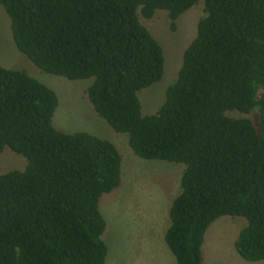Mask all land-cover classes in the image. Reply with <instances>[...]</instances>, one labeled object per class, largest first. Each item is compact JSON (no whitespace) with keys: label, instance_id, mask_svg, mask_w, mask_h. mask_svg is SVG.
Returning a JSON list of instances; mask_svg holds the SVG:
<instances>
[{"label":"trees","instance_id":"trees-1","mask_svg":"<svg viewBox=\"0 0 264 264\" xmlns=\"http://www.w3.org/2000/svg\"><path fill=\"white\" fill-rule=\"evenodd\" d=\"M199 0H0L16 49L39 70L92 81L85 94L139 158L183 165L162 239L176 264H201L208 225L242 217L233 240L264 260V0H201L202 16L158 109L137 92L157 82L163 58L140 23L155 10L170 25ZM56 95L24 70L0 66V152L25 159L0 172V264H103L98 200L120 181L107 140L53 128ZM252 114L230 117L228 112Z\"/></svg>","mask_w":264,"mask_h":264},{"label":"rangeland","instance_id":"rangeland-1","mask_svg":"<svg viewBox=\"0 0 264 264\" xmlns=\"http://www.w3.org/2000/svg\"><path fill=\"white\" fill-rule=\"evenodd\" d=\"M202 16V2L178 15L173 23L164 10H155L140 23L158 42L163 68L160 79L137 92L142 115L155 112L164 98L165 88L173 83L180 66L183 49L192 39L195 25ZM0 66L24 70L56 95L51 116L53 128L64 133L86 132L109 141L120 155V181L116 188L100 196L97 206L104 219L101 239L106 246L103 264H176L163 242L168 225L167 211L179 192L183 165L164 160L137 157L127 145L124 133L111 130L96 114L85 94L92 79L69 80L39 70L19 52L11 38L9 18L0 5ZM230 117L253 115L235 111ZM25 159L9 148L0 152V172L21 170ZM245 225L242 217L220 216L206 228L201 244V264H264L240 258L233 248L237 232Z\"/></svg>","mask_w":264,"mask_h":264}]
</instances>
